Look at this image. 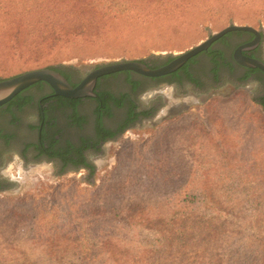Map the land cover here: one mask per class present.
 <instances>
[{"label":"rangeland","instance_id":"374dc122","mask_svg":"<svg viewBox=\"0 0 264 264\" xmlns=\"http://www.w3.org/2000/svg\"><path fill=\"white\" fill-rule=\"evenodd\" d=\"M73 2L21 0L17 11L56 6L66 15ZM135 4L138 11L122 16L99 43L70 39L62 51L73 56L43 66L26 64L0 43V78L59 64L86 74L151 56L164 62L231 25L254 29L264 58V0H172L159 15ZM234 37L214 48L228 56ZM195 61V75L206 78L209 59ZM120 79L106 91L126 92ZM46 92L33 87L24 96L35 104ZM263 95L262 84L227 81L197 95L186 84L142 88L139 105L158 112L106 145L91 175L58 176L13 153L11 191L0 193V264H264ZM92 106L81 108L87 114ZM32 108L19 113L25 124L34 122ZM71 108L59 105L52 115L65 122ZM6 112L0 129L9 130Z\"/></svg>","mask_w":264,"mask_h":264},{"label":"flooded vegetation","instance_id":"af4514ba","mask_svg":"<svg viewBox=\"0 0 264 264\" xmlns=\"http://www.w3.org/2000/svg\"><path fill=\"white\" fill-rule=\"evenodd\" d=\"M234 36L237 42L228 56L217 48L223 52L224 58V60H218L217 68L210 56L197 57H205L210 61L211 70L206 78L200 79L195 75L194 69L197 64L189 67L188 72L199 85L190 81L184 73L178 74L179 70L175 72L176 80L171 77L173 75L171 74L160 78V81H147V84H143L146 83L142 79L144 77L134 74L129 76L126 73H117L101 77L95 84V98L67 99L74 103V108L70 106L72 112H67L65 122H60L56 116L52 115L54 109L60 104L57 103L58 97H55L46 85L40 84L47 92L35 103L36 106L32 101L25 105L24 99L29 96L24 94L38 85L24 91L20 99L16 97L10 102L11 104L8 103L0 108V111H8L6 113L9 117V130L0 129V193L11 191L8 178L9 173L13 171V168L9 169L14 162L12 161L13 153L17 157L16 160L23 165L32 163L52 166V172L58 176L77 172L91 175L94 171L93 158L100 157L106 145L123 137L143 121L153 118L158 112L159 107L152 105L149 108H143L139 105L138 97L142 88L186 84L197 95L208 94L212 89H218L225 81L235 87L248 83H259L264 86V74L242 67L234 59L235 53L240 48L249 45L248 50L240 51L241 55L264 63L260 50L261 36H258L256 43V36L250 33H234ZM161 63L163 61H158L157 65ZM59 71L65 79V76L69 77V83L74 87L79 85L89 73L83 74L74 67H63ZM179 76L180 79H178ZM117 77L121 78V83H124L128 90L119 94L106 91L108 82ZM131 82H140L144 86L134 89ZM85 103L93 105L90 113L83 112L81 106ZM258 103L264 110V95L260 97ZM32 105L36 109L34 122L25 124L19 113L25 108L33 110ZM144 113L148 115L145 116ZM29 136L33 137V140L26 139Z\"/></svg>","mask_w":264,"mask_h":264},{"label":"trees","instance_id":"16d2710c","mask_svg":"<svg viewBox=\"0 0 264 264\" xmlns=\"http://www.w3.org/2000/svg\"><path fill=\"white\" fill-rule=\"evenodd\" d=\"M19 1L21 0H0V43L6 42L10 44L9 51L14 52L13 57L19 59L26 57V64L28 63L32 64L34 67H39L48 63L47 61L49 60L62 58L66 55L67 57L73 56L71 50L64 49V51H62L63 48L68 47L67 45L72 40L99 43L103 38L110 35L111 32L108 33L109 31H113V29L116 28L115 23L122 18V16L138 11V7L135 3L140 2L146 5L143 8H148L150 9L149 12L152 11L159 15L165 13L164 10L166 5L172 0H76V3L73 2L75 5L73 6L74 8L68 10L66 15H63V12L57 10L61 8H56L55 6L56 9L39 8L37 12L28 13L27 16H24L21 11H17ZM176 9L178 11L182 10L180 7ZM70 13L73 15L77 14L78 17H71ZM88 13L97 14V16L95 19H92ZM231 34L234 33L225 35L215 42L206 52L198 56H210L214 66L217 68L218 60H224V58L223 52L217 50L214 46ZM197 57L185 64L178 71V74L181 72L184 73L190 81L199 85L188 72L189 67L197 63L195 61ZM158 59L159 58L151 56L150 59L141 60L140 62L150 69H157L171 61V58H167L166 61L157 65ZM60 68H63L61 64L55 66L49 65L42 69H51L60 73ZM257 72L260 73L258 70ZM126 75L130 76L131 73L126 72ZM176 75L177 73H173L171 77H174L173 79L176 80ZM65 77L69 82V77ZM9 78H0V80ZM142 79L146 82L143 84H147V81L161 80L160 78ZM178 79H180V76ZM143 84L140 82H131L134 89H137L138 86H144ZM37 85V87L43 89L40 84ZM23 93L18 95L16 99H20ZM56 99L60 106L70 104L69 106L74 108V103L72 101L62 97ZM30 102V97L24 99L25 105ZM143 115L146 116L148 113H144Z\"/></svg>","mask_w":264,"mask_h":264},{"label":"water","instance_id":"95a60500","mask_svg":"<svg viewBox=\"0 0 264 264\" xmlns=\"http://www.w3.org/2000/svg\"><path fill=\"white\" fill-rule=\"evenodd\" d=\"M250 33L256 36L258 41L259 34L250 27H239L231 25L217 34L211 35L207 40L194 48L171 58V61L157 69H150L140 61H121L103 64L93 69L82 80L73 87L60 73L51 69H39L28 71L9 79L0 80V108L10 103L14 98L37 85H46L55 97L77 100L84 98H95L94 88L96 81L105 76L117 73H131L148 79H158L171 75L180 70L191 59L206 52L215 42L230 33ZM249 45L240 48L235 53V61L247 69H254L264 74V63L256 59L245 58L241 55V50H248Z\"/></svg>","mask_w":264,"mask_h":264}]
</instances>
